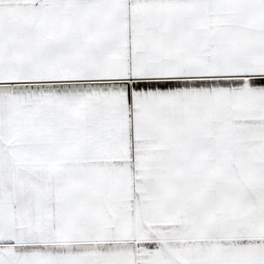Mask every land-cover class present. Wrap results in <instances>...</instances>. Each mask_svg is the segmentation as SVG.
I'll return each instance as SVG.
<instances>
[{
  "label": "snow or ice",
  "instance_id": "snow-or-ice-1",
  "mask_svg": "<svg viewBox=\"0 0 264 264\" xmlns=\"http://www.w3.org/2000/svg\"><path fill=\"white\" fill-rule=\"evenodd\" d=\"M0 264H264V0H0Z\"/></svg>",
  "mask_w": 264,
  "mask_h": 264
}]
</instances>
